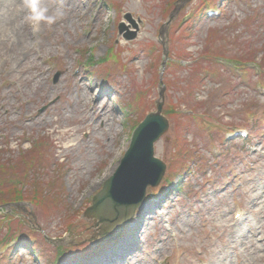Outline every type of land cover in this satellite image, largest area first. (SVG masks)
<instances>
[{"label": "rangeland", "instance_id": "1", "mask_svg": "<svg viewBox=\"0 0 264 264\" xmlns=\"http://www.w3.org/2000/svg\"><path fill=\"white\" fill-rule=\"evenodd\" d=\"M22 3L0 0V169L23 198L0 264H102L124 240L108 264H264V0H40L64 15L38 31ZM98 96L112 133L102 112L79 129ZM158 101L163 178L102 245L84 210Z\"/></svg>", "mask_w": 264, "mask_h": 264}, {"label": "water", "instance_id": "2", "mask_svg": "<svg viewBox=\"0 0 264 264\" xmlns=\"http://www.w3.org/2000/svg\"><path fill=\"white\" fill-rule=\"evenodd\" d=\"M172 16H170V19ZM134 33L126 36L133 38ZM59 76L56 74L55 79ZM162 102L156 111L148 113L133 130L129 146L115 172L91 198L83 216L92 219L93 231L100 244H110L123 235V229L143 204L148 186H158L165 164L154 156V143L167 130L169 122L161 113ZM53 243H63L59 239Z\"/></svg>", "mask_w": 264, "mask_h": 264}, {"label": "bare ground", "instance_id": "3", "mask_svg": "<svg viewBox=\"0 0 264 264\" xmlns=\"http://www.w3.org/2000/svg\"><path fill=\"white\" fill-rule=\"evenodd\" d=\"M76 11H77V9H75ZM25 23V22H24ZM21 31V29H17L16 30V34H17V37H18V39H17V44L16 45H18L19 46V51L21 50L20 48L23 46L20 42H21V40H22V36H21V34H19V32ZM8 39H11V37L10 38H8ZM31 50V49H30ZM23 55H21L20 57H22ZM25 58V57H24ZM24 58H18V62H17V66L18 67H21V70H26V69H28L30 66H32L33 64H32V62H28V65L27 66H25V67H22V63L25 61L24 60ZM35 67V66H34ZM33 67V68H34ZM37 74H36V76L32 73L31 75H29V76H27V78H26V81H27V85H29L30 84V82L32 81V80H35V79H37ZM84 97L82 98V99H84V100H86V96H85V94L83 95ZM101 99V98H100ZM100 99H99V96H98V98H96V99H94V101H96L95 102V105H90V102L89 103H86V105H85V111L81 114V118H79L80 119V121H81V123L79 124V129L81 128V127H90L91 125H90V122H89V119H88V117H89V114H90V116H91V118L93 117V116H95V115H98V114H101V112H102V122H103V124H104V127H106V129L109 131V132H111L112 133V131L114 130V122H115V119H114V117L112 118V117H110L109 118V113H108V109L107 108H105V106H103L104 104H102L101 105V103H103V102H101L100 101ZM25 102H30V99H27V100H25ZM84 109V108H83ZM89 113V114H88ZM63 136H71V132H68V131H64L63 130ZM68 145H66V147H67ZM76 166H78V164H76ZM113 167L114 166H110V167H108V169H107V171H106V173H105V175L106 174H109L112 170H113ZM125 241V240H124ZM124 241H122L121 242V244L120 245H118V246H114L113 248H111V246H109V247H106V249L104 250V251H102L101 253H102V255H104V258L102 259V261H101V263L102 264H108V263H112L113 262V260L117 257V259H119L120 258V256H122L123 254H124V252H126V251H131L129 248H130V243L129 244H127V243H125ZM115 257V258H114ZM112 260V261H111ZM115 261V260H114Z\"/></svg>", "mask_w": 264, "mask_h": 264}, {"label": "clouds", "instance_id": "4", "mask_svg": "<svg viewBox=\"0 0 264 264\" xmlns=\"http://www.w3.org/2000/svg\"><path fill=\"white\" fill-rule=\"evenodd\" d=\"M20 8L30 10L29 14L26 15L25 20L31 23L34 31L39 30L41 21L52 24L55 21L61 19L64 15L63 11L60 9H57L55 12H53V14L48 15V7L43 6L40 3V0H23Z\"/></svg>", "mask_w": 264, "mask_h": 264}, {"label": "trees", "instance_id": "5", "mask_svg": "<svg viewBox=\"0 0 264 264\" xmlns=\"http://www.w3.org/2000/svg\"><path fill=\"white\" fill-rule=\"evenodd\" d=\"M4 182L5 176L2 174L0 169V205L23 200L21 194L16 191L15 188L7 189V186L3 185Z\"/></svg>", "mask_w": 264, "mask_h": 264}]
</instances>
